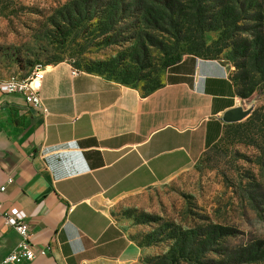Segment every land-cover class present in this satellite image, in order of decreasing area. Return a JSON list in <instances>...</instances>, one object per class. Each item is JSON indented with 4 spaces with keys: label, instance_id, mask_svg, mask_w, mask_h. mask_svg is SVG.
<instances>
[{
    "label": "crops",
    "instance_id": "crops-1",
    "mask_svg": "<svg viewBox=\"0 0 264 264\" xmlns=\"http://www.w3.org/2000/svg\"><path fill=\"white\" fill-rule=\"evenodd\" d=\"M75 69L46 66V117L24 94L0 92V261L20 240L3 214L23 212L32 242L49 248L9 264H129L139 247L108 205L187 168L235 107L223 60L186 56L150 93Z\"/></svg>",
    "mask_w": 264,
    "mask_h": 264
},
{
    "label": "rangeland",
    "instance_id": "rangeland-1",
    "mask_svg": "<svg viewBox=\"0 0 264 264\" xmlns=\"http://www.w3.org/2000/svg\"><path fill=\"white\" fill-rule=\"evenodd\" d=\"M93 1L87 11L86 0H0V78L66 61L142 93L161 87L169 72L164 49L176 39L131 17L111 23L109 0ZM217 35L207 32V42ZM234 82L238 91L242 85ZM232 104L253 109L243 120H222L220 137L181 172L108 205L112 220L139 247L129 264H264L258 256L234 262L247 247L254 255L252 245L264 240V131L249 123L264 106V84L248 97L237 93Z\"/></svg>",
    "mask_w": 264,
    "mask_h": 264
},
{
    "label": "trees",
    "instance_id": "trees-1",
    "mask_svg": "<svg viewBox=\"0 0 264 264\" xmlns=\"http://www.w3.org/2000/svg\"><path fill=\"white\" fill-rule=\"evenodd\" d=\"M92 3L86 0L85 10ZM107 6L111 8L107 13L111 23L131 17L145 28L176 39L174 47L164 49L163 65L168 69L186 56L223 60L220 56L226 53L227 64L235 67L230 79L234 85V80L242 85L236 94L248 97L264 84V0H109ZM73 10L79 11L76 7ZM111 28L114 32L115 27ZM209 31L218 32L211 43L206 38ZM254 122L264 131V106L251 115L249 123ZM252 246L258 247L254 255L247 247L234 262L264 259V240Z\"/></svg>",
    "mask_w": 264,
    "mask_h": 264
},
{
    "label": "built area",
    "instance_id": "built-area-1",
    "mask_svg": "<svg viewBox=\"0 0 264 264\" xmlns=\"http://www.w3.org/2000/svg\"><path fill=\"white\" fill-rule=\"evenodd\" d=\"M45 69V65L37 64L28 76L21 77L11 75L5 78H0V92L4 94L22 93L25 95L29 108H34L35 110L41 112L45 117L48 116L49 110L41 95ZM79 71V69H75L73 70V74H77ZM4 189L5 186H2L1 190ZM3 217L5 222L17 231L20 236V240L17 246L0 261V264L19 262L23 259L33 260L38 255L46 254V250L49 246L37 248L32 242L31 226L26 220V216L23 212L15 214L5 212Z\"/></svg>",
    "mask_w": 264,
    "mask_h": 264
},
{
    "label": "water",
    "instance_id": "water-1",
    "mask_svg": "<svg viewBox=\"0 0 264 264\" xmlns=\"http://www.w3.org/2000/svg\"><path fill=\"white\" fill-rule=\"evenodd\" d=\"M248 115H250V113L252 112V108H248ZM246 115L242 114L241 111H239L237 108H229L226 111H224L223 115L221 116V119L224 122H236V121H240L243 120Z\"/></svg>",
    "mask_w": 264,
    "mask_h": 264
},
{
    "label": "bare ground",
    "instance_id": "bare-ground-1",
    "mask_svg": "<svg viewBox=\"0 0 264 264\" xmlns=\"http://www.w3.org/2000/svg\"><path fill=\"white\" fill-rule=\"evenodd\" d=\"M233 108H237L239 111H241L242 114L246 115L245 117H247L248 110H244L241 106L233 107Z\"/></svg>",
    "mask_w": 264,
    "mask_h": 264
}]
</instances>
